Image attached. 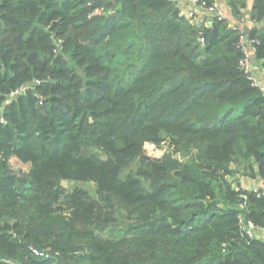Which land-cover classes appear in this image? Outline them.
Returning <instances> with one entry per match:
<instances>
[{
  "label": "trees",
  "instance_id": "1",
  "mask_svg": "<svg viewBox=\"0 0 264 264\" xmlns=\"http://www.w3.org/2000/svg\"><path fill=\"white\" fill-rule=\"evenodd\" d=\"M0 4V264H264L238 222L264 229V195L233 188L264 180L239 29L194 26L172 0ZM249 39L260 65L264 29ZM151 142L170 149L138 163Z\"/></svg>",
  "mask_w": 264,
  "mask_h": 264
},
{
  "label": "built area",
  "instance_id": "2",
  "mask_svg": "<svg viewBox=\"0 0 264 264\" xmlns=\"http://www.w3.org/2000/svg\"><path fill=\"white\" fill-rule=\"evenodd\" d=\"M172 1L176 3L178 2V0ZM188 3L195 11L206 14L209 26H212L215 22L226 21V13L223 9V6H221V0H188ZM192 25L194 24L192 23ZM228 29L238 31L237 25L232 23L228 24ZM200 42L204 44L205 40L201 37ZM256 43L257 40L249 39L245 33L240 31L238 39L235 43L236 49L241 54V57L238 61V70H240L246 76V78L251 83V86L257 89L264 96V82L262 79L264 76V62H261L260 65L255 64L251 53V48H254ZM25 92L26 90H22L16 94H22ZM233 188L236 191H239L241 187L236 183H233ZM253 191L258 197L264 195V185L255 188ZM240 209L244 211V205H241ZM238 222L241 231L248 235L250 239L264 240V229L258 227L252 221L248 220L244 212L239 215ZM30 251L34 256L39 258L49 257L47 251H41L33 247H30Z\"/></svg>",
  "mask_w": 264,
  "mask_h": 264
},
{
  "label": "crops",
  "instance_id": "3",
  "mask_svg": "<svg viewBox=\"0 0 264 264\" xmlns=\"http://www.w3.org/2000/svg\"><path fill=\"white\" fill-rule=\"evenodd\" d=\"M240 1L243 2V5L238 8L237 11L238 13L236 15H235V11L233 10V8L231 7L230 3L227 0H221L222 3L221 6H223V9L226 13V22L228 24L232 23L237 25L238 29L249 37V33L252 30L264 29V21L259 23L252 18L254 0H240ZM177 6L180 10L181 15L189 19L194 24V26H197L202 29H208L211 27L208 24V18L206 14L195 11L189 5L188 0H178ZM251 53L253 56L254 63L257 64L258 63L257 57L253 47L251 48ZM262 79L264 82V76L262 77ZM236 181L239 182V186L245 190H254L257 187L264 185V180L259 176L253 180L241 175L238 176Z\"/></svg>",
  "mask_w": 264,
  "mask_h": 264
},
{
  "label": "rangeland",
  "instance_id": "4",
  "mask_svg": "<svg viewBox=\"0 0 264 264\" xmlns=\"http://www.w3.org/2000/svg\"><path fill=\"white\" fill-rule=\"evenodd\" d=\"M0 122H3L2 116L0 118ZM169 149L170 148H169V145L167 142H163L161 144H155L152 142L146 143L144 146L143 156L138 161V163H140L144 159L159 160V159L163 158V156L166 154V152L169 151ZM171 150H173V148H171ZM176 157H178L181 160L184 159V157H182V155L180 153H176ZM11 165L16 172H22V173H27L31 167V165L23 164L18 158H12ZM132 168H133V170L135 169V171H136V163H134L132 165V167L127 170V172H129ZM236 179H237V177H236ZM71 185H73V184H71ZM91 186L92 185H84V187H88V188H92Z\"/></svg>",
  "mask_w": 264,
  "mask_h": 264
},
{
  "label": "water",
  "instance_id": "5",
  "mask_svg": "<svg viewBox=\"0 0 264 264\" xmlns=\"http://www.w3.org/2000/svg\"><path fill=\"white\" fill-rule=\"evenodd\" d=\"M0 23H3V21H2V15L1 14H0ZM10 102H11V100L7 101L6 102V105L10 104ZM3 110H4V106L0 108V118L2 116ZM104 160H106V158H104ZM71 184H73V183H71ZM63 187L64 188H67L68 187V182L67 181H64L63 182Z\"/></svg>",
  "mask_w": 264,
  "mask_h": 264
}]
</instances>
